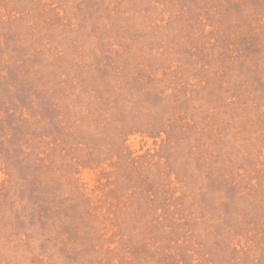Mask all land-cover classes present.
<instances>
[{
    "label": "rangeland",
    "instance_id": "1",
    "mask_svg": "<svg viewBox=\"0 0 264 264\" xmlns=\"http://www.w3.org/2000/svg\"><path fill=\"white\" fill-rule=\"evenodd\" d=\"M0 264H264V0H0Z\"/></svg>",
    "mask_w": 264,
    "mask_h": 264
}]
</instances>
